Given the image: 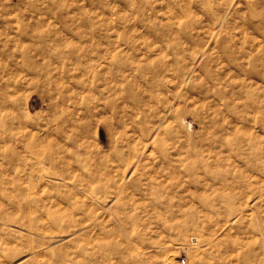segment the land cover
Here are the masks:
<instances>
[{"label": "clouds", "instance_id": "clouds-1", "mask_svg": "<svg viewBox=\"0 0 264 264\" xmlns=\"http://www.w3.org/2000/svg\"><path fill=\"white\" fill-rule=\"evenodd\" d=\"M0 264H264V0H0Z\"/></svg>", "mask_w": 264, "mask_h": 264}]
</instances>
